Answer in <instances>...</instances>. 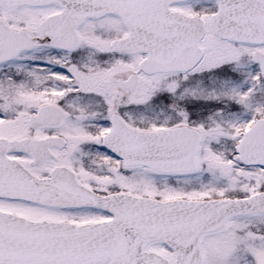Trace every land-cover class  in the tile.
Listing matches in <instances>:
<instances>
[{
  "label": "snow or ice",
  "instance_id": "6c2138e0",
  "mask_svg": "<svg viewBox=\"0 0 264 264\" xmlns=\"http://www.w3.org/2000/svg\"><path fill=\"white\" fill-rule=\"evenodd\" d=\"M0 264H264V0H0Z\"/></svg>",
  "mask_w": 264,
  "mask_h": 264
}]
</instances>
